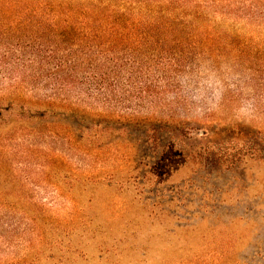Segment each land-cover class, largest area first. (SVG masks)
<instances>
[{"label":"rangeland","instance_id":"rangeland-1","mask_svg":"<svg viewBox=\"0 0 264 264\" xmlns=\"http://www.w3.org/2000/svg\"><path fill=\"white\" fill-rule=\"evenodd\" d=\"M250 1L219 5L232 12L210 31L214 51L169 67L171 118L104 120L100 149L56 144L70 168L29 177L11 200L37 218L0 207V264H264V0Z\"/></svg>","mask_w":264,"mask_h":264},{"label":"trees","instance_id":"trees-1","mask_svg":"<svg viewBox=\"0 0 264 264\" xmlns=\"http://www.w3.org/2000/svg\"><path fill=\"white\" fill-rule=\"evenodd\" d=\"M246 1L0 0V11L8 12L0 203L30 190L19 185L29 177L38 182L47 169L70 168L65 155L71 149L103 147L93 136L104 120L171 118L165 107L176 88L169 67L214 51L220 38L210 31L232 12L217 8L254 10ZM258 9L264 17V8ZM197 26L207 32L200 40L190 33ZM62 141L70 151L56 148ZM0 207L38 216L14 201Z\"/></svg>","mask_w":264,"mask_h":264}]
</instances>
